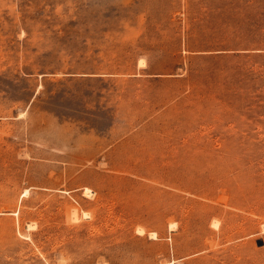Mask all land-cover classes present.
<instances>
[{
	"label": "rangeland",
	"instance_id": "rangeland-1",
	"mask_svg": "<svg viewBox=\"0 0 264 264\" xmlns=\"http://www.w3.org/2000/svg\"><path fill=\"white\" fill-rule=\"evenodd\" d=\"M0 264H264V0H0Z\"/></svg>",
	"mask_w": 264,
	"mask_h": 264
},
{
	"label": "bare ground",
	"instance_id": "bare-ground-1",
	"mask_svg": "<svg viewBox=\"0 0 264 264\" xmlns=\"http://www.w3.org/2000/svg\"><path fill=\"white\" fill-rule=\"evenodd\" d=\"M174 227V226H173ZM172 226L170 227L171 229L173 228Z\"/></svg>",
	"mask_w": 264,
	"mask_h": 264
}]
</instances>
